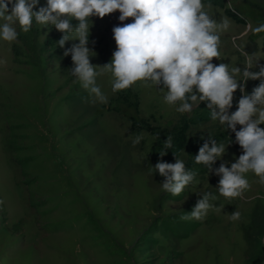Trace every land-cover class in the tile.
<instances>
[{
    "label": "rangeland",
    "instance_id": "rangeland-1",
    "mask_svg": "<svg viewBox=\"0 0 264 264\" xmlns=\"http://www.w3.org/2000/svg\"><path fill=\"white\" fill-rule=\"evenodd\" d=\"M225 3L247 22L238 24L222 8L205 4L218 22L230 21L220 34V60L212 63L243 70L246 58L239 49H244L253 55V66L255 60L264 66V32L248 28L264 24V0ZM119 16L116 11L90 18L87 46L94 52L93 65L109 63L116 50L109 28L132 22H121ZM16 27L15 42L0 39V60L7 61L0 63V264H264V184L259 178L248 173L251 187L241 197L227 199L216 188L220 177L207 172L174 196L162 189L164 177L149 171L158 162L154 137L145 130L131 131V116L153 115L165 127L205 109L206 103L178 113V103L164 102L162 84L141 81L131 86L140 94L139 114L133 109L115 114L108 107L111 73L96 81L106 104L71 75L73 61L64 52L78 40L61 48L59 39L46 44L61 33L54 26L34 23L28 33ZM98 40L106 63L96 48ZM256 81L246 82L247 93ZM240 97L237 90L229 114L237 110ZM217 129L226 128L214 120L195 124L191 137ZM138 135L142 139L134 146ZM227 144L223 160L230 167L243 152L239 144ZM205 192L216 196L210 202L217 207L203 220H181ZM234 211L241 213L237 221L229 219Z\"/></svg>",
    "mask_w": 264,
    "mask_h": 264
},
{
    "label": "clouds",
    "instance_id": "clouds-1",
    "mask_svg": "<svg viewBox=\"0 0 264 264\" xmlns=\"http://www.w3.org/2000/svg\"><path fill=\"white\" fill-rule=\"evenodd\" d=\"M203 0H46L41 6L40 0H0V39L15 42L19 29L28 33L34 23L54 28L63 35L57 44L63 48L66 42L78 40L64 55H71L74 67L70 69L81 86L94 95L100 103L108 98L97 85V77L105 72L111 73L114 81L113 92L125 90L137 82L163 85L166 89L164 102L179 106L178 113H190L193 105L199 107L206 103L211 119L235 133V142L243 154L228 166L223 160L228 144L218 143L208 136L195 155V162L203 164L208 174L220 177L217 190L227 199L241 197L251 185L247 178L253 173L264 184V66L258 65L253 55L239 49L246 58L243 70L230 67L229 64L212 63L220 60L221 36L230 28L227 18L217 21L205 11ZM211 7V5H208ZM38 9V10H35ZM119 11V20L128 18L131 23H122L113 28L116 50L109 63L98 66L90 62L94 53L89 43V20L92 16L104 18ZM77 21L74 25L73 21ZM248 28L254 34L264 32V24ZM73 33L75 37H73ZM6 64V60H0ZM259 67L258 72L250 71ZM100 68L101 71H97ZM242 76L243 79H238ZM248 80H259L258 86L249 94L245 90ZM162 89V90H163ZM239 90L241 97L237 110L229 114L233 107L234 93ZM240 125V130H237ZM142 136H136L133 145L140 143ZM230 143V142H229ZM173 147L172 136H167L161 159L149 169L164 177L162 189L174 196L180 195L190 185L197 173L186 170V163L176 159L175 163L163 161L167 150ZM221 160L218 168H213ZM216 196L205 192L197 200L191 212H186L181 220H203L210 209L217 207L210 201ZM0 204L3 201L0 200ZM241 217L239 211L229 215L231 221Z\"/></svg>",
    "mask_w": 264,
    "mask_h": 264
},
{
    "label": "trees",
    "instance_id": "trees-1",
    "mask_svg": "<svg viewBox=\"0 0 264 264\" xmlns=\"http://www.w3.org/2000/svg\"><path fill=\"white\" fill-rule=\"evenodd\" d=\"M204 4H210L218 6L224 10L226 16L234 20L238 24H245L246 18L243 17L237 9L226 6L225 0H203ZM77 21H73L75 25ZM114 28V27H113ZM109 28V30H113ZM113 32V31H112ZM62 33L56 35L54 38L47 39L46 44H53L58 39L62 37ZM101 40L96 42V48L99 49L100 55L103 58V62L106 63L104 59V50L101 48ZM264 43V41H263ZM260 81H256L255 87L258 86ZM113 92V90H112ZM141 98L137 90L129 87L125 90H120L113 92L112 97L108 103V107L115 114H122L126 109H133L137 114L140 112ZM236 110H232L234 112ZM230 113V114H231ZM211 115L210 110L206 107L205 109L197 111L193 116H181L177 122L170 126L163 127L156 123V118L151 115L149 117H137L131 116V131L133 133H139L142 130L149 132L154 137V149L153 158L159 161L161 157L159 152L163 150L164 141L167 136H172L173 147L167 150V154L162 158L164 162L175 163L176 159H181L186 163V170H192L197 173L196 177L204 176L208 169L203 164H197L195 162V155L198 154L199 147L203 145L208 136L213 137L218 143H229L235 142V133L230 129H217L216 131H211L205 135L191 137V127L199 123L210 122ZM154 121V122H153ZM241 126L237 125V130H240ZM235 144H238L235 142ZM216 166V162L213 168Z\"/></svg>",
    "mask_w": 264,
    "mask_h": 264
}]
</instances>
